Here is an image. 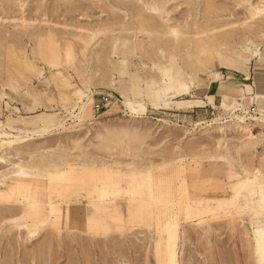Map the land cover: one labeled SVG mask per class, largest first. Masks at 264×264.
Masks as SVG:
<instances>
[{
	"label": "rangeland",
	"instance_id": "obj_1",
	"mask_svg": "<svg viewBox=\"0 0 264 264\" xmlns=\"http://www.w3.org/2000/svg\"><path fill=\"white\" fill-rule=\"evenodd\" d=\"M263 47L264 0H0V264H264Z\"/></svg>",
	"mask_w": 264,
	"mask_h": 264
},
{
	"label": "bare ground",
	"instance_id": "obj_2",
	"mask_svg": "<svg viewBox=\"0 0 264 264\" xmlns=\"http://www.w3.org/2000/svg\"><path fill=\"white\" fill-rule=\"evenodd\" d=\"M216 74V73H215ZM174 82V84L173 83H169V84H167L166 86L169 88V87H173V85H178L179 86V82H178V80L177 81H173ZM181 87V86H180ZM224 99H226V97L224 96L223 97V100ZM222 105H224V101L222 102ZM135 117H137V116H135ZM221 128V127H220ZM240 130V132L243 130L244 131V136H245V139L244 140H251L252 138H254V136H252V133L249 131V130H246V129H244V128H240L239 129ZM220 132L222 133V134H224L225 135V133H224V131H223V129H220ZM38 136H39V134H38ZM246 143H244V145H245ZM13 158V157H12ZM10 159V157H9V155L8 156H6L5 154H1L0 155V164H5L6 163V161L8 162V160ZM10 164V163H9ZM12 164V163H11ZM10 164V165H11ZM12 166H13V164H12ZM18 166V165H17ZM14 167V166H13ZM16 167V166H15ZM18 169L20 170V172L22 173L23 172V170L20 168V167H18ZM245 183L243 182V180H237V181H232L231 182V186H230V191H236V190H242L243 188H245V185H244ZM148 189V188H147ZM150 191V190H149ZM146 194H148V193H146ZM148 197V196H147ZM146 199V198H145ZM152 201V200H151ZM34 205V204H33ZM155 205H157V206H161L160 205V203L159 204H155ZM31 206H32V204H31ZM36 206V205H35ZM146 207V206H145ZM152 207V206H151ZM146 208H149V207H146ZM148 210V209H147ZM147 212V211H146ZM170 217H172L173 218V216H170Z\"/></svg>",
	"mask_w": 264,
	"mask_h": 264
},
{
	"label": "crops",
	"instance_id": "obj_3",
	"mask_svg": "<svg viewBox=\"0 0 264 264\" xmlns=\"http://www.w3.org/2000/svg\"><path fill=\"white\" fill-rule=\"evenodd\" d=\"M231 65V64H230ZM256 70L257 73H260V75L264 76V47L261 48V51H259V54L256 56V60L254 61V67L253 71ZM201 190H204L205 187H200ZM199 192H202L199 190Z\"/></svg>",
	"mask_w": 264,
	"mask_h": 264
}]
</instances>
